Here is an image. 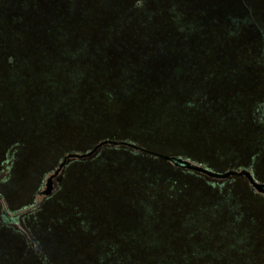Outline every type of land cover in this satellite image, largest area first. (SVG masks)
<instances>
[{
  "label": "trees",
  "instance_id": "16d2710c",
  "mask_svg": "<svg viewBox=\"0 0 264 264\" xmlns=\"http://www.w3.org/2000/svg\"><path fill=\"white\" fill-rule=\"evenodd\" d=\"M255 60L264 66V0H0V171L17 154L24 158L41 146L43 136L33 137L49 129L51 120L63 121L67 116L63 128H80L81 140H91L88 146L119 136L142 139L145 148L176 155L106 145L118 160L107 169L100 158L88 163L93 171L110 173L114 168L111 180L119 177L113 184L120 182L129 191L146 181L145 190H140L145 194H138L143 208L154 217L171 222L165 214L168 209L162 210L160 204L173 205L177 197L193 195L203 208L200 217L209 220L208 231L220 228L215 220L226 208L228 230H240L243 238L233 236L223 261L213 255L216 245L206 251L209 260L202 257L196 262L200 255L195 260L190 257L202 250L190 238L179 241L183 237L176 240L166 232L163 240L147 244L144 241L152 234L145 233L142 242L122 246L124 264H258L257 256L239 258L240 239L252 240L251 228L264 233V215L246 214L254 202L264 213V196L246 179L216 185L185 171L192 167L185 153L193 149L187 144L200 141L195 129L190 132L191 122L201 118V126L212 125L218 114L229 120L223 99H233L242 90L251 115L262 112L264 72L251 67ZM74 148L68 142L52 154L61 157ZM50 157L48 153L41 159ZM118 161H123L120 169ZM150 167L159 170L152 173ZM33 178L43 180L44 175L36 173ZM237 187L244 188L245 196L235 191ZM111 190L123 191L116 185ZM3 219L10 224L7 215ZM157 219L152 221L159 225ZM182 219L186 237L204 228L202 220L197 224L188 214ZM5 241L0 247L2 264H45L36 251L18 257L13 239ZM253 243L258 244L245 248L255 246L256 251L261 246L264 252V238L255 237Z\"/></svg>",
  "mask_w": 264,
  "mask_h": 264
},
{
  "label": "rangeland",
  "instance_id": "374dc122",
  "mask_svg": "<svg viewBox=\"0 0 264 264\" xmlns=\"http://www.w3.org/2000/svg\"><path fill=\"white\" fill-rule=\"evenodd\" d=\"M252 64L251 67L264 72V66L259 67V60H255ZM207 71L206 69V74ZM243 91H240L239 95H233V99H228L227 96L223 99L225 111L230 114L229 120L225 117L220 118L221 114H218V117L211 116L215 123L212 125L201 126V118L191 122L190 132L193 133L195 129L194 134L195 136L200 135L198 136L200 141L196 145L187 144L190 149H193L190 153H185L192 167L185 171L197 175L196 177L205 178L216 185H224L232 178L246 179L260 195L264 196V114H261L264 112V101L260 106L262 112L259 114L256 112V116L251 115V111L245 106L243 98L246 94H243ZM262 95H264L263 91L261 97ZM73 111L76 113L75 109ZM249 113L250 116H248ZM68 118L69 116L63 119L60 117L59 119L63 121L58 120L57 122L51 120L49 129L39 130L40 133L33 137L40 139L43 136L44 142L41 146L32 149L33 153L24 158L17 154L16 159L4 164L1 169L0 223L4 221L3 216L7 215L10 224L7 225L4 222L0 224V247L8 237L15 242V246L12 247L15 255L19 257L36 251L38 255H41L45 264H124L126 253L121 252L122 246L142 242L140 237L145 233L152 234L150 239L144 241L148 244L152 240H163L167 235L166 232H172L176 240L180 237L183 238L179 241L190 238L193 245L201 248L200 253L190 257L195 260V257L200 255L201 257L196 262H200L202 257L204 261L209 260L211 256L207 255L206 251L216 245L218 247L216 246L217 251L213 252L214 257H217L218 261H223L227 257L223 252L227 251V245L232 243L233 236H236L237 240L241 232L239 227L235 228L239 230L237 233L228 230L226 219L224 220L226 208L222 209L223 214L220 219L215 220L217 222L215 225L220 227L217 228L220 230L218 235L214 234L217 232L215 227L210 231L207 230L210 226L209 220H205V216L200 217L203 208L193 195L185 198L177 197L173 205L159 203L162 210L168 209L165 211V214L167 212L171 218V222H168L159 215L154 217L152 212L149 213L143 208L144 202L140 201L142 197L138 192L145 194L140 190L141 188L145 190L143 184L146 181L138 182V186H141H135L129 191V187L123 188L120 182L113 184L119 177L117 175V179L111 180V170L114 168L110 170V173L105 170L107 169L105 166H110L112 160H118L113 157V153L116 152L107 150V147H104L106 145L146 154L168 152V154L176 155L173 154L174 152L170 150L163 152L159 148H145L143 140L133 136L124 138L119 136V139H106L88 146L91 140L89 142L81 140L83 131L80 128L75 127L70 130L67 127L63 128ZM58 131L59 133H55ZM189 136H191L190 133ZM68 142L75 146V150L61 157L52 154L53 149L56 152L59 146ZM48 153L51 156L49 161H43L42 159H45ZM163 156L170 158L167 155ZM94 158L102 159L101 165L104 166V170L93 171L94 168L88 160ZM37 159H40L39 164L36 162ZM229 160L230 163H228ZM122 162L118 161L116 167L120 169L123 166ZM147 170L155 173L159 168L150 167ZM36 173L44 175L43 180L38 181L33 178ZM115 185L123 191L113 193L111 189ZM178 186L180 185L176 187ZM151 187L152 185L149 189ZM238 187L235 191L245 196L244 188L239 190ZM243 187L246 186L243 185ZM150 195L148 191L146 198L148 199ZM154 196L159 197L161 193H156ZM251 206L252 209H246V214L251 213L256 218L264 215L259 210L258 202L251 203ZM169 210H174V212ZM234 212L233 210L232 213ZM186 214L197 224H199L198 220H202L204 228L201 232H194L193 236L186 237L188 233L181 231L182 218ZM153 218H158L157 221L161 223L159 225L153 223ZM165 224L169 225L168 230L164 228ZM159 229L163 231V235L161 232L157 234ZM251 230L252 240L244 243L241 235L242 254L239 258L246 261L257 256V263L264 264V252L261 251V246L254 251L258 243H253L255 237L261 241L264 233L261 230L254 232L253 228ZM14 232L16 234L12 237L11 233ZM209 232L213 234L209 235ZM227 233H229L228 236ZM249 243L255 246L250 249L245 248ZM259 251L263 253L257 254ZM8 254L12 257L10 252ZM18 259L15 258V261Z\"/></svg>",
  "mask_w": 264,
  "mask_h": 264
},
{
  "label": "water",
  "instance_id": "95a60500",
  "mask_svg": "<svg viewBox=\"0 0 264 264\" xmlns=\"http://www.w3.org/2000/svg\"><path fill=\"white\" fill-rule=\"evenodd\" d=\"M237 173V172H236Z\"/></svg>",
  "mask_w": 264,
  "mask_h": 264
}]
</instances>
